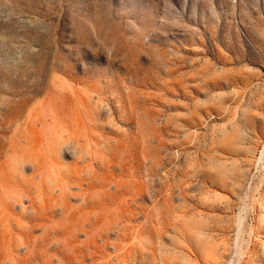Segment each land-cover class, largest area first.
<instances>
[{"label":"rangeland","instance_id":"obj_1","mask_svg":"<svg viewBox=\"0 0 264 264\" xmlns=\"http://www.w3.org/2000/svg\"><path fill=\"white\" fill-rule=\"evenodd\" d=\"M0 264H264V0H0Z\"/></svg>","mask_w":264,"mask_h":264}]
</instances>
